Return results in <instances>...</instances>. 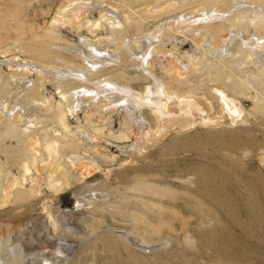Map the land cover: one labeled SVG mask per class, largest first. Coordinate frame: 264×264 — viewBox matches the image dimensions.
Returning a JSON list of instances; mask_svg holds the SVG:
<instances>
[{"label": "rangeland", "instance_id": "rangeland-1", "mask_svg": "<svg viewBox=\"0 0 264 264\" xmlns=\"http://www.w3.org/2000/svg\"><path fill=\"white\" fill-rule=\"evenodd\" d=\"M69 1L0 0V180L5 177L4 185L9 186L12 174L22 178L23 163L33 158L31 139L39 138L41 142L38 165L42 163L41 158L47 161L39 170L33 168L34 177H29L27 190H15L8 202L0 197V237L5 241L6 255L21 252L26 257L23 264H264V99L259 100V92L252 86L248 95H240L210 74V69L230 71L244 81L260 70L263 65L257 55L248 59L247 54H237L232 37L231 40L224 38L231 34L227 27H235L240 32L253 29L252 33L263 37L264 21L257 27L250 20L238 24L232 17L225 24L220 20L201 21L195 26L201 29V34L187 30L188 35L182 38L175 35L174 29L164 26L167 18L204 8L227 11L234 0H188L164 12L157 9L160 13L151 7L173 0H90L94 8L87 9L80 20L70 16V21L69 16L63 15L65 18H59L60 23H54L57 13ZM244 3L264 7V0H244ZM104 4L126 12L123 15L128 14L129 19L122 20V28H111L106 21L96 30L89 25L88 20L99 18V7ZM155 29L163 33L156 43L160 44L161 55L152 48L153 54L151 51L148 54L150 49L144 54L152 63L149 67L152 74H148L143 70V60L133 56L125 44L129 38ZM79 35L92 39L107 35L114 41L109 43L114 45L115 52L110 54L113 58L110 65L99 67L100 71H93L89 79L96 81L101 76H109L128 84L134 91L147 87L151 80L149 86L160 80L173 93L176 102L169 108L174 111L170 110L167 119H158L160 122L147 102L138 105L132 117L112 108L103 111L95 103L81 107L77 110L78 119L70 115L73 134L67 137L69 140L65 135L62 137L59 155L54 157L45 150V142L53 137L48 128L59 127L58 109L66 107L58 88L94 86L85 78L73 76L59 83L57 75L50 70L52 66L66 68L69 64L84 67L83 58L77 52ZM123 43L124 47L120 46ZM172 52L192 68L186 77L178 78L170 71L171 61L177 59L172 58ZM191 55L199 59L194 60ZM14 56L33 60L48 71H44L43 78L33 66L32 73L12 71L7 61ZM195 61L204 69L198 65L197 69ZM13 74H18L15 77L18 80L12 82L14 89L8 93L4 83ZM19 78H23L22 82ZM23 81L30 83V87L20 94ZM221 92L239 101L241 109L244 108L241 120L231 122L225 117ZM117 95L111 100L115 101ZM47 98L50 102L46 104ZM35 99L44 104L40 102L37 106ZM187 100L192 103L188 105L191 110L184 114L178 107ZM4 104L18 105L15 110L22 104L26 113L32 110L29 115L37 126L24 134L11 132L14 108L6 115ZM36 116L42 117L40 121L33 118ZM206 120L208 123L204 124ZM145 126L149 127L145 132L157 130L155 134L161 132L157 136L163 135L133 154L125 153V149L143 138ZM163 126L168 127L162 130ZM77 127L91 129L99 137L94 142L101 147L96 148L93 140L74 133ZM74 153L90 159L88 170L94 175L82 178L80 168H75L69 160ZM50 174L60 182V191L52 188ZM95 185L99 191L138 199L144 204L142 207L148 203L158 205L165 214H157L153 221L138 216L139 213L124 215L101 210L93 204L84 205L81 199L85 193L95 190ZM51 214L64 218L63 225L56 226ZM127 232L132 234L127 236Z\"/></svg>", "mask_w": 264, "mask_h": 264}, {"label": "bare ground", "instance_id": "bare-ground-1", "mask_svg": "<svg viewBox=\"0 0 264 264\" xmlns=\"http://www.w3.org/2000/svg\"><path fill=\"white\" fill-rule=\"evenodd\" d=\"M89 1L90 0H70L69 4L63 6L60 9V11L57 13L56 16H58V17H56L54 19V23H56V24L60 23L61 17L65 18L64 16H69V17L73 16V18L76 21L80 20V18L82 17L83 13L85 11H87V9L94 8V6H92L93 2H89ZM187 1L188 0H173V1L166 2V3H164L162 5H159V6H152L151 7V5H150V7L153 9V11L154 10H156V11L165 10L166 11L168 9H172L174 7V5L177 6L180 3L183 4V3L187 2ZM231 1H233V0H231ZM104 5L105 6L101 5V7H99V9H100L99 18H96L95 20H88L89 25H91L92 28L96 30V29H100L103 26V22L106 21V22H108V24L110 23V25L113 26L111 28H114V29L115 28H119V27L122 28V25L124 24V22L122 20H124L123 19L124 17L129 19L128 14L127 15L126 14L123 15L124 11L121 12L120 10H118L117 8H115L113 6H108V5L106 6V4H104ZM74 9H77V11L74 12L75 11ZM195 11H197V10H195ZM124 13H126V12H124ZM71 17H70V21L72 20ZM172 17L173 16H171V18H167L168 20L166 19L167 21H165L166 24L165 25L162 24V25L166 26L167 29L168 28H170L171 30L174 29V31L177 33V34H175L176 36L178 35V37L184 38L185 37L184 35L187 34V33H185L187 30H191L193 32L192 34H194L196 32H199V30L201 31V29H198V28L195 27L196 24L198 22H201V21L207 23L208 21H211V20L212 21H215V20L219 21L220 20L221 22H223V24H225V22H230L228 20L229 19L228 17H232L234 19V21L235 20H236V22L238 21V24L240 22L243 23L244 21L250 20L251 25L257 27V25H260L264 21V7L261 6V5H256V4L247 5L246 3H244V0H234V3L232 4L231 9H229L227 11L218 10V9H212V8L211 9L204 8L202 10H198L196 13H190V12L186 13L185 12L184 14H181L179 17H177V16L175 18L174 17L172 18ZM79 25H80V23H79ZM227 31L229 33H231V34H227V35L225 34L226 36H225L224 39L228 40V39H230V37H232V39L235 41V44H236L235 46L237 47V51H238V52H236L237 54L239 53V55H241L240 54L241 52L243 54H247V56L249 57V58L247 57L248 59H250L253 56L257 55L260 58L259 61H262V65L263 66H262V68L260 70L255 71L251 75H248V78H246L247 80H244V81L240 80L239 78H237L235 76H233L232 73H229L230 71L229 72H225V71H222V70L210 69V71H211L210 74L213 77H215L216 79H218V80L222 81L223 83H225V85L229 89H232L233 91H236L240 95L241 94L248 95L249 94V91H248L249 86H252L259 92V97H260L259 100L260 101L263 100L264 99V58H263L264 57V36L263 37L256 36V34L252 33L253 29H252V31H250V30L242 31L241 30V32H240V30H238L235 27H230V28L227 27ZM162 34L163 33L161 31L155 29V32L143 33L139 37L135 36V37L129 38L128 40L126 39L127 41H126V44H125L126 46L125 47L128 48V50L131 52V54L133 53V56H137L138 58L143 60V62H142L143 70H146L147 71L146 73H148V72L151 73V71H149V67H150V65L152 63L150 61H147V59H149V57L147 55L144 56V54L148 51V49L152 48L153 52H157L159 54V56L161 55L160 51L158 49V46L160 44L158 45L156 43H159V41L161 39L160 37H161ZM204 34L206 35V33H204ZM79 36H80L79 40L77 39V41H78L77 44L79 46L77 52H79V55L81 56V58H83V63H84L83 66L84 67L83 68L82 67L77 68V67H74V65H72V64L71 65L73 67H71L70 64H69V65H66L67 66L66 68H64V67H57L56 68L54 66H52V67L49 66V67L51 68L50 69L51 72H53L59 78V83H61L62 80H64L65 78L69 79L70 76H73V77L79 78L81 80H84V78H85V79L89 80V82L90 81L93 82L94 86H91L92 87L91 88L90 86H84L83 85V86H78L77 88H74L72 90H64L63 86L61 85L60 88H58V90H59L58 94L60 95L61 100L64 101V104L66 105V107H65L66 109L65 108H61V109L57 108L58 111H59L58 122H57V123H59V127L57 128L58 125L55 124L57 126H54V127L51 126L50 129L48 128V130H50V132L53 135V137H50V139H46V142H45V148H46L45 150H47L49 152V154H51L52 156L56 155L54 157H58V155H59V152H60L59 148H60L61 144L64 142V139H62V137L63 138L66 137L67 138L69 135L73 134V131H72L71 125H70V121H69L70 115H73L76 119H78L79 115L77 113V110L79 108H81V107L87 106L88 104L91 106L92 104L95 103V104L99 105V107L103 111H106L109 108L110 109L112 108V109L117 110L118 112L121 111L124 114L131 115V117H132V115H133L132 113L137 108V106L138 105L139 106L143 105V104H145V102H147L151 106V110L154 111V114H155L157 120L159 119L161 121L164 118H166V115L169 112L174 111V110H171L169 108L171 107V105L173 106L175 104V102H176V101L175 102L173 101L175 99V96L173 95V93H171L169 90H167V88L164 86V83L161 82L160 80H158L157 78L156 79L158 81L154 82L155 85L151 84L149 86V83L153 82V80H151V81H149V83H147L148 84L147 87H145V88L142 87V89H138V91H134L132 88L129 89V87L127 86L128 84L127 85L126 84H122V83L116 81L115 79H113V78H111L109 76H104V77L101 76L96 81H94L95 79H93V80L89 79L90 78L89 74H91L93 71L98 72V71H100V70H97V69H99V67L102 68V66H103L105 68V66H106V68H107V66L110 65V61L113 59L110 54L111 53L115 54V52L113 51L114 50V45H111V44L109 45V43H113L114 44V41H113V39L110 36H107V35H106V37L105 36H103V37L101 36L100 38H95V39H92V37L90 38V37L85 36V35H79ZM190 36H192V35H190ZM96 37H98V36H96ZM204 39H205V37H204ZM153 44H155V45H153ZM205 45H206L205 41L203 40V46H205ZM120 46L124 47V43H123V45H120ZM148 46H150V47L148 48ZM200 47L201 46H199V48ZM230 48H231V46H230ZM152 49H150L148 51V54H150L152 52ZM137 50H139V51H137ZM153 52L151 54H153ZM226 53H227V51H226ZM228 53H229V51H228ZM203 54H207V53H203ZM232 54L233 53H231V55ZM171 56H172V58L175 57L177 59L175 61L174 60L171 61L172 64H171L170 71L175 72V74L178 75V78H180V77L184 78L186 72H188V71L191 72L192 71V68L190 67V65L182 62L181 58L177 57V55L174 52H172ZM156 57H157V55H156ZM191 57H192V59L194 58V60L195 59H197V60L199 59L197 56H194V55L193 56L191 55ZM244 57H246V56H244ZM154 58H155V56H154ZM188 59H189V57H188ZM153 61H155V60L153 59ZM7 63H9V64L11 63L9 65L10 70H12V71H19L20 70V71H23V72H26V73L27 72L32 73V69H33L32 66H33V67H35V68L40 70V76L41 77L43 76L44 71H48V70H45V69H47L46 67L45 68L40 67V65H38L37 62H34L33 60L22 59L19 56H14V58H10L9 62L7 61ZM153 63H155V62H153ZM195 63H196L195 66H197L199 64L198 61H195ZM237 63H238V61H237ZM14 66H17V67H14ZM198 66H197V69L200 67V66L199 67ZM203 66H205V65L203 64ZM206 66H208V64H206ZM210 67L212 68V66H210ZM200 68H203V67H200ZM223 70H225V68ZM17 75L18 74H13L11 76V78L7 82L4 83V85H6V90H7L8 93H11L12 90L14 89V84L12 82L18 80V78L17 79L15 78V77H17ZM145 77H147V76H145ZM148 77H147V79H148ZM21 79H23V78H21ZM21 79L19 78L20 81H21ZM154 81H155V79H154ZM30 82H33V81L30 80ZM80 82H82V81H80ZM29 84L30 83H28V82H24L23 85H22L23 88H22V90L19 91V93L21 94L23 91H25L28 88ZM32 85H34V84H32ZM29 87H30V85H29ZM111 93H113L112 97L110 96ZM227 94L226 93H222V92L220 93V95H221L220 97L223 99L222 100V104H223V106H224V108H225V110L227 112L225 117L228 120H231V122L232 121L233 122H237V121L241 120V118L243 117L244 108L242 107V109H241L239 101H237V99L236 100L233 99L234 97L227 96ZM116 95L118 96V98L115 99V101L111 100L113 97H116ZM15 96H17V95H15ZM184 96L187 97V94L184 95ZM195 99H197V98L195 97ZM45 101H46L45 103L47 104V102H50V99L47 98V99H45ZM178 101H179V99H178ZM35 102L37 103V106H38V105H40V102H42V101H40L39 99H35ZM162 102H163V104H162ZM173 102H174V104H173ZM178 103L179 102H177V105H178ZM22 104H20L21 106H19V108L17 110H15V107L17 108V106H18L16 104L13 105V106H10L9 104H4V107H3L4 108L3 111H6V113H7L6 115H8L10 113L9 111L13 110V108H14V110L11 113V116H12L13 119H15V121L12 119V122L14 121V123L10 125V129H11V132H15L17 134L18 133L19 134H24V133L30 132L32 127L37 126V122L33 123L32 119H31L32 116L29 115L30 111H32V110H30L29 113L28 112L26 113L25 108L22 106ZM191 104H192L191 101L187 100L183 104L179 105L178 110H180L184 114L186 112H188V111L190 112L191 107L188 106V105H191ZM182 105H183V107H182ZM150 106H148V107H150ZM34 109H33V111H34ZM53 111H55V110H53ZM192 111H191V114H192ZM176 114L178 115L177 112H176ZM170 115H171V113H170ZM224 115H225V113H224ZM46 116L48 117L49 115L46 114ZM47 117H45V118H47ZM137 117L139 118L138 113H137ZM167 117H169V116L167 115ZM190 117H192V116L190 115ZM220 117L221 116H219V118ZM33 118H37L40 121V118H42V117L36 116V117H33ZM89 118H90V116H89ZM143 118H145V117H143ZM132 119H135V117L132 118ZM170 119H171V117H170ZM216 119L214 120V122L216 121ZM80 120L81 119L79 118V121ZM139 120H140V118H139ZM171 121H172V119H171ZM193 122H194V120H193ZM207 123H208V121L206 120V123L204 122V124H207ZM218 124H219V122H218ZM144 125H145V123H144ZM185 125H187V124L185 123ZM166 127H168V126H165V127L163 126L162 130H164ZM77 128H75L76 132H74V133H77V134L82 135V136H86L87 139H91V140H93V142L94 141L96 142V140H98L99 137L97 135L93 134L90 131L91 129L89 130V129H87V127H85V128L84 127H77ZM143 128H144V133L143 132L142 133L144 135L143 136L140 135V137L142 136L143 138H140V139L137 138L139 142L136 143V144H133L128 149H125L124 150L125 153L133 154L137 150H140V149L146 147L147 145H150V143L152 141H154L156 138H158V137L163 135L162 134L160 136H157V135H159L161 133V132L158 131L159 133L155 134V133H157V130H156L155 133H153L151 130H148V132H145V129L147 131V129L149 128L147 126H145ZM64 135H65V137H64ZM155 135H156V137H154ZM137 137H139V136H137ZM67 139L69 140V138H67ZM97 142H99V141H97ZM31 143H32V145L30 147V152H31L33 158H32L31 161H26V162L23 163L24 173H23L22 178H20L19 176L15 175V174H12L11 176L13 177V180L10 181L9 186H5L4 185V182L6 181L5 177H4L5 179L3 178L2 180H0V182H1V184H0V187H1L0 197L3 198L6 201H7V199H9V198H11L13 196L15 190L16 191L19 190V189L27 190L25 185H26L29 177L30 176L32 178L34 177L33 176V168H34V170L35 169L39 170V167L42 164H45V162H47V161H44L41 158L40 161L42 163L40 165H38L39 156H40V151H39L38 147L41 144L39 138H35L34 140L31 139ZM95 146H96V148H98V146H100V145L95 143ZM82 157H84V156H82ZM101 157H103V156H101ZM114 157H116V156H114ZM69 160L72 162L71 165L75 166V168H77V167L80 168V173H81L83 179H87L89 176L91 177L92 174L93 175L95 174L93 171L88 170L89 161H90L89 158L87 160H85V158H81L80 155H78L77 153H74L70 157ZM106 160H108V157L106 158ZM111 160H112V158H111ZM125 162H127V161H125ZM99 167H101V166L99 165ZM8 174H11V173H8ZM52 176H53V174H50L51 183H52L51 186H52V188H55L56 191L58 192L61 189V188H58V186L61 185V184H60V182L52 179ZM8 178H9V176H8ZM32 182L35 185L36 181L33 180ZM34 185H32L31 189H33ZM93 187H95V190L92 189L90 191V193H88L87 195L85 193V196H83L84 198L81 199L83 201V202L82 201L81 202L84 203V205H87L89 207H91V204H93L94 206H97L101 210L104 209V210L113 211V212L124 214V215H128L129 214L131 216L133 214H135V213H137V214L139 213L140 215H138V216H144L145 218H148V220L149 219L150 220L153 219V221L155 219V216H157V214L158 215L165 214L164 212H162L159 209L160 206L157 207L158 205L154 206L155 204L151 205L148 202H145V203H148L147 207H142V205H144V204L141 205V203L137 201L138 199L136 201H134V199H131L132 197H126L124 195H120V194H116V193H114V194L107 193V192H104L101 188H100L101 191H99L98 189H96V185L93 186ZM89 190H90V188H89ZM139 201L142 202V200H139ZM51 217H52L53 222H55L56 226H60V225L62 226L63 225L61 220L64 219V218L59 219V218L55 217V214H51ZM61 217H63V216H61ZM87 218L89 219V217H87ZM88 219H87V221H88ZM89 220H91V219H89ZM95 221L96 220L93 217V222L95 223ZM152 223H154V222H152ZM131 234L132 233H128L127 232V236H130ZM137 234L140 235L141 233L137 232ZM133 236H135V235H133ZM137 240H138V238H137ZM4 245H5V241H4L3 238L0 237V264H11L14 261L17 264H23L24 263V260H25L26 257H24V255L21 254V252L17 253V251H13L12 255L7 256L6 252L3 249ZM9 249L10 248L7 247L6 251H9Z\"/></svg>", "mask_w": 264, "mask_h": 264}]
</instances>
